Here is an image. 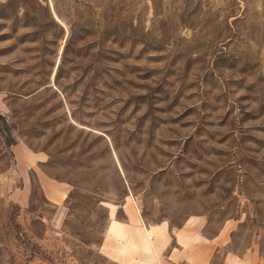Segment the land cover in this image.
<instances>
[{
	"label": "rangeland",
	"instance_id": "rangeland-1",
	"mask_svg": "<svg viewBox=\"0 0 264 264\" xmlns=\"http://www.w3.org/2000/svg\"><path fill=\"white\" fill-rule=\"evenodd\" d=\"M126 199L264 264V0H0V264H127Z\"/></svg>",
	"mask_w": 264,
	"mask_h": 264
},
{
	"label": "crops",
	"instance_id": "crops-1",
	"mask_svg": "<svg viewBox=\"0 0 264 264\" xmlns=\"http://www.w3.org/2000/svg\"><path fill=\"white\" fill-rule=\"evenodd\" d=\"M30 158L46 161L36 154ZM39 185L53 203L62 204L66 199L64 186L46 175L39 174ZM120 208L126 212L122 220L117 218ZM109 218L103 248L116 260L127 264H211L215 238L205 233L207 221L201 216L189 218L177 228L167 220L147 224L126 199L122 206L111 208ZM251 264H257L256 258Z\"/></svg>",
	"mask_w": 264,
	"mask_h": 264
}]
</instances>
